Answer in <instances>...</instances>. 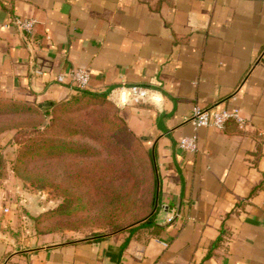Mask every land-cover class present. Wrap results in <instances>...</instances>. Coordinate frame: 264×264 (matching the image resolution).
<instances>
[{
    "label": "crops",
    "instance_id": "obj_1",
    "mask_svg": "<svg viewBox=\"0 0 264 264\" xmlns=\"http://www.w3.org/2000/svg\"><path fill=\"white\" fill-rule=\"evenodd\" d=\"M74 69L92 93L152 91L121 116L156 158L155 223L29 239L3 227L0 264H264V0H0V96L66 101ZM195 106L245 122L195 128ZM193 135L198 152L183 151Z\"/></svg>",
    "mask_w": 264,
    "mask_h": 264
},
{
    "label": "rangeland",
    "instance_id": "obj_2",
    "mask_svg": "<svg viewBox=\"0 0 264 264\" xmlns=\"http://www.w3.org/2000/svg\"><path fill=\"white\" fill-rule=\"evenodd\" d=\"M121 109L110 102H84L57 113L62 138L54 149L63 145L62 156L51 153L47 136L55 110L0 117V228L28 239L54 233L52 228L89 237L114 231L115 222H135L139 214L130 213L126 196L133 191L132 180L146 177L148 159L142 138L124 133ZM72 129L79 134L71 136ZM97 177L99 188L92 186ZM140 195L137 202L146 199V193ZM53 211L60 214L47 216ZM69 226L72 230L65 229Z\"/></svg>",
    "mask_w": 264,
    "mask_h": 264
},
{
    "label": "trees",
    "instance_id": "obj_3",
    "mask_svg": "<svg viewBox=\"0 0 264 264\" xmlns=\"http://www.w3.org/2000/svg\"><path fill=\"white\" fill-rule=\"evenodd\" d=\"M76 95L72 96L70 99L62 102H56V101H48V102H39V103H30L28 101H20V100H14L11 98L0 96V117L3 116H9V115H24L27 113L33 112L36 108L39 109H46L48 112L50 110H55V115L50 116V126L47 129V136L48 141H50V151L51 153L55 150V152H59V154L62 156L64 153L63 145H59L54 149V145L58 140L60 135L62 134V131H56L58 121L61 120V116L57 115V113H62L65 111V109H71L76 107L77 104L84 103V102H104V103H112L113 105L117 106L114 102H112L109 99V96L104 94H96L88 91L87 89H82L75 87ZM118 107V106H117ZM46 111V112H47ZM49 114V113H48ZM122 122V129L124 133L127 134L129 138H136L140 139L136 136V134L129 128L126 121L121 117L120 118ZM71 136H76L79 133L75 130L68 131ZM143 141V139H142ZM143 147V151L146 154V157L148 159V169H147V175L144 177L143 180H132V187L133 191L129 192V194L126 196L127 202H129L130 205V213L139 214V217H136V221L132 222L130 225L127 226H119L118 223L115 222L114 226L116 229L113 232L122 231L128 228H135V227H144V228H150L153 227L156 219V214L158 212L159 208V177H158V168L156 163L155 155L152 151L146 148L144 141L141 145ZM67 152H71V155H76L79 153L72 152V149H68ZM68 154V153H67ZM81 156H84L83 153H81ZM52 158V156H51ZM93 187L99 188L100 187V180L97 179L93 181ZM149 186V187H147ZM141 193L140 196H142L143 193H146V199L141 202H137V195L138 191ZM112 196H109L111 198V201L108 203H112ZM98 196L93 197V204L96 205V200H98ZM142 198V197H141ZM140 203V205H138ZM63 210V207L61 208V211ZM94 211H97V207L93 206V213ZM60 213L57 212H50L47 216L53 217V215H58ZM61 216V215H59ZM59 216H55V218H58ZM56 220V219H55ZM61 220V219H59ZM111 226V227H112ZM72 226L66 227L65 229L72 230ZM58 230L53 229L51 231Z\"/></svg>",
    "mask_w": 264,
    "mask_h": 264
},
{
    "label": "built area",
    "instance_id": "obj_4",
    "mask_svg": "<svg viewBox=\"0 0 264 264\" xmlns=\"http://www.w3.org/2000/svg\"><path fill=\"white\" fill-rule=\"evenodd\" d=\"M36 21L33 19H22L16 17L12 21V25L19 30L31 34L34 30ZM72 78L73 87L86 88L90 81V74L84 69H74L69 73ZM60 82L66 80V75L58 77ZM152 91L143 87H130L119 88L111 93L109 99L114 102L119 108L129 105L133 102L143 101L146 102L151 99ZM187 121L195 128L213 127L219 130H224L226 125L235 121L240 125L244 124L239 109L232 110H216L205 109L200 106H195L192 109L191 115ZM180 148L185 152L195 153L199 150L198 137L193 135L191 137H184L180 141ZM8 212V211H7ZM178 215L171 214L168 222H173Z\"/></svg>",
    "mask_w": 264,
    "mask_h": 264
}]
</instances>
